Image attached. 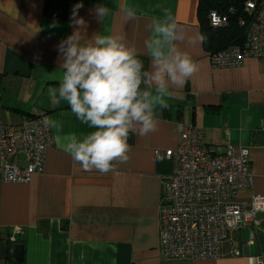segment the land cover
Returning a JSON list of instances; mask_svg holds the SVG:
<instances>
[{
  "label": "crops",
  "instance_id": "crops-1",
  "mask_svg": "<svg viewBox=\"0 0 264 264\" xmlns=\"http://www.w3.org/2000/svg\"><path fill=\"white\" fill-rule=\"evenodd\" d=\"M45 1L0 0V123L16 126L44 113L54 139L41 172L28 183L1 184L0 239L8 246L24 245L21 264H253L252 257L264 252L262 228L252 244L248 228L230 232L219 258H165L159 209L164 180L172 171L163 153L176 147L179 123L202 128L203 143L215 153L247 147L253 182L237 192L236 200L264 195V60L249 58L239 67L213 69L203 45L199 0L82 4L76 14L85 21L82 43L94 34L122 37L151 71L146 41L152 21L170 15L184 35L177 47L199 68L182 87H170L166 107L156 106L154 132L129 133L126 162H114L107 173L85 171L64 145L73 134L83 138L94 129L50 94L64 71L58 45L79 27L73 8L81 3L70 4L66 18L53 19L43 14ZM98 5L109 12L98 16ZM129 9L134 16L127 15ZM16 160L24 165L21 154ZM0 261L15 264L10 257Z\"/></svg>",
  "mask_w": 264,
  "mask_h": 264
},
{
  "label": "built area",
  "instance_id": "built-area-1",
  "mask_svg": "<svg viewBox=\"0 0 264 264\" xmlns=\"http://www.w3.org/2000/svg\"><path fill=\"white\" fill-rule=\"evenodd\" d=\"M244 11L246 19L239 20L245 26L244 43L208 53L213 69L239 67L249 58L264 60V0L246 1ZM207 19L213 27L228 25L227 15L215 10ZM46 119L43 113L16 126L0 123V186L28 183L34 173L43 170L45 152L54 143ZM18 154L23 166L16 160ZM163 156L172 162L159 209V244L165 258H219L230 232L248 228V243L252 244L257 229L264 230V195H252L248 202L236 200L237 192L253 182L247 147L228 146L215 153L203 143L202 128L179 123L177 145ZM252 258L253 264H264V252Z\"/></svg>",
  "mask_w": 264,
  "mask_h": 264
},
{
  "label": "clouds",
  "instance_id": "clouds-1",
  "mask_svg": "<svg viewBox=\"0 0 264 264\" xmlns=\"http://www.w3.org/2000/svg\"><path fill=\"white\" fill-rule=\"evenodd\" d=\"M80 7L73 8V20L79 27L58 45L64 71L58 89H51L50 94L56 103L66 101L75 116L94 129L83 138L73 134L64 150L85 171L107 173L114 162L129 159V133L154 132L156 106L166 107L170 87H182L199 68L177 47L184 35L170 15L152 21V35L146 41L152 70L147 71L135 47L122 37L94 34L82 43L85 21L76 19ZM96 12L103 17L109 9L98 5ZM134 14L127 11L129 17ZM44 123L52 122L46 119Z\"/></svg>",
  "mask_w": 264,
  "mask_h": 264
},
{
  "label": "trees",
  "instance_id": "trees-1",
  "mask_svg": "<svg viewBox=\"0 0 264 264\" xmlns=\"http://www.w3.org/2000/svg\"><path fill=\"white\" fill-rule=\"evenodd\" d=\"M98 1L99 0H46L43 14L53 19H64L67 16L70 4L81 3L96 5ZM246 1L248 0L198 1V17L203 45L208 53L216 52L231 44L242 45L244 43L245 26L240 25L239 20L241 18L246 19L244 11ZM211 10L226 14L228 17V25L225 27L211 26L207 19L208 13Z\"/></svg>",
  "mask_w": 264,
  "mask_h": 264
},
{
  "label": "water",
  "instance_id": "water-1",
  "mask_svg": "<svg viewBox=\"0 0 264 264\" xmlns=\"http://www.w3.org/2000/svg\"><path fill=\"white\" fill-rule=\"evenodd\" d=\"M24 256V245L13 243L8 246L3 239H0V260H6L8 257L15 264H21Z\"/></svg>",
  "mask_w": 264,
  "mask_h": 264
}]
</instances>
